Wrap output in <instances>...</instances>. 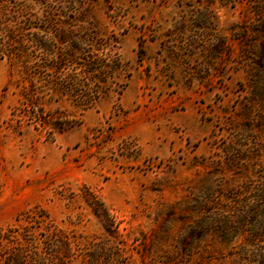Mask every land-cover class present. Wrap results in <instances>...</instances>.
<instances>
[{
	"label": "rangeland",
	"instance_id": "rangeland-1",
	"mask_svg": "<svg viewBox=\"0 0 264 264\" xmlns=\"http://www.w3.org/2000/svg\"><path fill=\"white\" fill-rule=\"evenodd\" d=\"M0 6V264H264V0Z\"/></svg>",
	"mask_w": 264,
	"mask_h": 264
},
{
	"label": "trees",
	"instance_id": "trees-1",
	"mask_svg": "<svg viewBox=\"0 0 264 264\" xmlns=\"http://www.w3.org/2000/svg\"><path fill=\"white\" fill-rule=\"evenodd\" d=\"M7 12H8L7 9H5L3 6H0V33H2L1 29L5 30L4 22L8 16ZM50 21L51 20H49V22ZM60 40L63 45L67 46L66 48L67 51L62 54V58H60L59 65H57V67L55 65L54 66L49 65V70L51 72H57L59 69L62 68L63 65L67 67L69 63L74 64L75 62H77L76 57H74L75 54L73 53L72 50L69 49L72 47H74L73 49H75V47L77 46V43H76L77 39L73 35H70V33H65V34L63 33L62 35H60ZM14 42H16L17 48L13 46ZM35 43L39 44L41 47H44L48 55L52 56L54 54L52 50V43L48 41H42L38 37L35 38ZM30 56L31 55L27 51V48L25 47V45L20 43L19 41H16L13 37H11V35H7V38H5V40H3L0 37V60L5 59V58L16 60L24 67V72H25L28 69L27 68L28 66L26 63L30 62L29 61ZM53 78L54 77L51 76L48 79H46L47 80L46 88L48 89V91L61 94L64 96L69 95V92L72 89L73 83L71 81L57 82ZM102 91L103 89L101 88V90L96 91L95 93L98 95ZM24 96L26 97L28 101V106L31 107L34 110V112L35 110H37V113L39 115H35V118L39 120L40 124H43L44 121L41 115L43 113L41 112L42 105L41 103H39L38 95H36V92L34 93L30 92V95L28 97L27 95H24ZM30 97L31 99H29ZM94 100H96V96H93V97L86 96L83 99L81 105L83 108H88L93 104ZM72 126H73L72 123L67 124L66 127H62V125L60 124V126L58 127L59 128L58 130L59 131L66 130V129L71 128ZM23 237L24 235L21 234L19 231L11 229L6 233L0 234V247L2 246L4 248V246L6 247V244L8 242H13L14 239L20 240V239H23ZM4 251H6L4 253V257H5V260L8 261V264H26L22 256V249L21 250L20 249L11 250L10 248H6L4 249Z\"/></svg>",
	"mask_w": 264,
	"mask_h": 264
}]
</instances>
